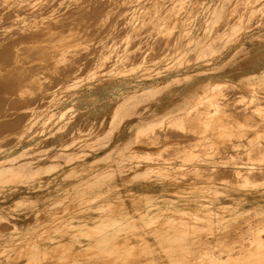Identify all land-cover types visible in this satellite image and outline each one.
Segmentation results:
<instances>
[{"label":"bare ground","instance_id":"bare-ground-1","mask_svg":"<svg viewBox=\"0 0 264 264\" xmlns=\"http://www.w3.org/2000/svg\"><path fill=\"white\" fill-rule=\"evenodd\" d=\"M70 2L0 0V95L13 93L7 97L8 108L25 106L37 93L38 97L40 94L46 97V83H43L46 76L41 74L46 65L37 66L36 57L49 56L59 65L58 59L79 44L74 43L78 32L68 28L75 17L57 11L46 13ZM263 3L264 0H248L246 12L236 15L234 22L224 28V14L214 10L223 7L224 0H209L202 8H212V12L201 10L189 24L182 23L173 49L159 56L158 62L147 63L140 52L137 60L140 64L123 65V57L129 53L127 42L120 48H112L118 49L112 67L101 73L94 70L70 82L65 89L54 90L52 98L47 96L43 100L50 104L48 108L38 109L39 102H34L27 122L17 131V142L0 154V196H12L16 189L30 188L21 198L27 203L22 204L33 206L38 218L28 223L11 220L20 204L17 198L11 205L0 204V221H11L0 232V264L199 263L213 252L209 246L215 242L207 238L220 237L230 225L235 227L252 220L257 223L246 230L248 240L244 245L248 248L236 250L237 253L230 248V255L242 256H231L227 264H264V180L231 179L229 185H217L198 177L195 183L182 184L183 175L194 173L201 165L222 166L219 159L222 156L186 151L187 145H180L171 137L177 131L183 136L188 133L186 130L193 132L189 123L194 122L191 121L194 108L200 109L198 129L204 125L205 131L210 126L215 128L213 134L237 132L209 117L207 108L200 106V102L216 97L217 100L221 89L229 86L242 87L235 92L246 91L250 97L263 94L254 88L264 86V75L260 73L264 72V62H261L264 44L255 43L264 42L261 37L264 12L258 11L264 10ZM259 15L262 19L250 24ZM188 18L182 21L188 22ZM209 18L214 19L210 25L206 23ZM242 23L243 29L249 30L242 31ZM164 24L165 19L159 22V32ZM152 31H149L151 36ZM41 35L43 39L38 41ZM246 35L250 39L256 37L244 45ZM201 37L205 39L200 41ZM228 39H238L237 46L229 48V43H221ZM191 45L195 50L189 49ZM240 48L247 50L244 52L247 55H241ZM36 51H40V56H36ZM192 51H195V60L189 57ZM32 72L39 85L29 83ZM153 90L149 95L154 100L143 101L147 95L138 94ZM104 91L110 94L104 95ZM131 92L134 94L129 95ZM133 97L138 101L131 102ZM215 103L219 106L217 109L226 108L220 101ZM4 115L7 114L2 111L0 118ZM204 117L208 120H203ZM156 127L168 130L162 137L151 138V142H158L155 146L159 145L162 150H183L170 154L162 150L158 154H135L133 159L129 154L120 153L131 143L132 134L142 133L144 140L149 135L146 133H156ZM249 128L241 133L242 137H230L233 147H255L256 137L251 135L256 132ZM48 140L54 142L48 144ZM80 143L83 147L98 146L105 151L94 153L95 157L84 164L76 160L70 166L60 161L56 168L46 163L57 150L70 146L71 154L81 157ZM189 147L192 149V145ZM43 157L46 160L40 161ZM231 163L252 174V179L264 172V162L246 159ZM116 190L122 193L111 196ZM70 198L79 200L68 201ZM40 199L45 200L43 206L37 205ZM247 202L251 207L240 210ZM109 230L114 231L110 237ZM172 230L188 233L173 235ZM79 232L89 236L85 243L70 239ZM203 234L206 239L200 237ZM187 237L194 241L186 242ZM218 259L213 262L224 264L223 258Z\"/></svg>","mask_w":264,"mask_h":264},{"label":"rangeland","instance_id":"rangeland-1","mask_svg":"<svg viewBox=\"0 0 264 264\" xmlns=\"http://www.w3.org/2000/svg\"><path fill=\"white\" fill-rule=\"evenodd\" d=\"M208 1L209 0H72V2L68 4L55 6L53 11H51V9H48L46 13H56L55 11H57L59 13H65L64 15L66 16L71 15L72 17H75L71 20L72 22L68 23L70 24L68 28L73 27V29L78 32V34L76 35L79 36L74 41V43L79 44L75 47H72V50L68 51L64 57L61 56L58 59L57 63L59 65H55V60L49 56L35 58V60H38V62H35L38 63L37 66L46 65L44 69H42L44 70V73H41L46 76V79L43 80V83H46V91L44 92L45 96L52 98L54 90L59 89L61 91L62 89H65L67 84H69L70 82L80 80L94 70H97L98 73H101L107 68L112 67L114 59L117 57L118 52V49L112 48H120L127 42L130 43L129 53L128 55H124V60L122 62L123 65L133 66L134 63L140 64L139 61H137L139 59L138 56L140 52L143 53L142 56L145 57L147 63L152 64L158 62L159 58L162 57L161 55H163L170 49H173V41H175V37L177 36L182 23L183 25L189 24V22H191L195 18V15H197L198 12H201V10H203L204 13L206 11H211L212 8H202L203 4L207 3ZM247 1L248 0H234L233 2H230L229 0H224L223 7H216V9L214 8L216 12L224 14L223 21H225L226 23L224 28H226L230 23L234 22V17H236V15L239 16L242 11H245ZM252 1L256 2V0ZM171 5L174 6L171 7ZM263 6L264 3L262 7ZM257 8L259 7H256L255 9ZM258 11L259 13L264 12V10ZM167 13H169L170 15L168 17H164ZM187 16L189 17L187 19L188 22H186V20L182 21V19ZM205 17L206 16L204 14L202 18L204 19ZM136 18V24H133V20H135ZM164 19L165 26L162 28L161 32H159V22ZM209 19L206 20V23L208 25L212 24L214 20L213 18H211L210 20ZM260 19H262V15L253 17L249 22L250 24H255ZM241 27L240 28L243 29V23L241 24ZM151 30H153L152 32H154L153 36H151V33L149 32ZM246 30L249 29H243L242 31L246 32ZM257 31L258 30H256L254 33H256ZM128 34L130 37H128ZM255 37L256 35H254L252 39H250L249 36L246 35L244 39V41L246 42L244 43V45L252 42ZM41 39H43V36L38 38V41H41ZM204 39L205 37H201L200 41H203ZM236 40L238 39H233L232 41L228 39L224 40L221 43H229L228 45H226L231 48V45L234 47L237 46L238 41L236 42ZM255 43L261 45L264 44V42L258 41H256ZM191 48L195 50L194 45H191L189 49ZM36 56H40V51H36ZM189 57L195 60V51L189 53ZM198 62L203 61L199 60ZM58 68L59 70L56 72V69ZM260 73L264 75V72ZM50 76L52 77V79H50ZM32 77V81L29 83L39 85L37 77L33 74V72ZM245 79L249 80L248 78ZM232 88V86L222 88L221 92H219L218 94L217 100L216 97L211 101L200 102L202 103L200 106L207 108L206 111L209 112V117H211L214 121H217L218 123L224 122L225 125L228 124L231 128L235 129L237 132L234 135H228L227 133L213 134L215 128L213 129L211 128V126L208 131H205L206 127H204V125L198 129L196 125L199 120L198 110L200 109L197 108H194L191 111V115H193L191 121L194 122L191 124L189 123V128H191L193 132H191L190 130H186V132L188 133L184 134V136L180 135V132L178 131L172 133L171 137L173 139H177L180 145H187V148L189 147V145H192V149H190L189 147L188 149H185L186 151H192L199 154L214 153L213 155L222 156L219 157V159L222 161V166L213 168L206 165H201V167L195 168L194 173H185L183 175L184 181H181L182 184H186L189 182L195 183V179H197L198 177L206 180L207 183L214 182L217 185H229L231 179L238 181L247 179L250 180V178L251 181L264 180V172L259 174L260 177L252 179V174L244 173L245 171H243V169L239 170L238 168H236V166H232L231 163L234 160L246 159L251 161L264 162V86L254 87L259 92H263V94H258L257 97H250V94L246 91L235 92L236 90L243 89L242 87H238L236 89ZM153 92L154 90L150 93L140 91L138 94H141L140 96L147 95L144 96L142 100L148 101L154 100L149 95ZM12 94L13 93L9 92L5 95H0V113L3 111L4 114H7L4 115L2 119L0 118V154H3L2 150L4 148L8 147L9 145L12 146L15 142H17V131L23 126L24 123L27 122V117H29V114L31 113V106L34 104V102H39L38 109H41L42 106L48 108L50 105H47V103L43 101L46 97L42 98L41 94L38 97L39 93H37L33 97L35 99L31 102H26L25 106L20 108H8L9 104L6 103L7 97H10V95L12 96ZM103 94L109 95L110 93H108V91H104ZM131 94H134V92L129 93V95ZM259 96L260 98H258ZM29 100L30 99H28L27 101ZM134 101L137 102L138 100L133 97L131 99V102ZM219 101L226 106L225 109L215 108L219 106L213 104H216L215 102ZM19 105L21 106L22 103H19ZM51 108H53V106H51ZM202 119L205 120L207 118L204 117ZM242 123H244L245 125L242 126ZM248 126L251 127L249 129L253 131L255 130L256 132L255 134L251 135L256 137V140L254 142L255 147H233V141L230 140V137H242L241 133L247 130L246 128ZM217 128L218 126L216 127V129ZM155 129L156 133H146L149 135H147L144 140L142 133L132 134V138L130 141L131 143H128L126 149L120 153L129 154V158L131 159L134 158L135 154H158L162 149L159 147V145H154L158 144V142L153 143L150 140L155 136L162 137L163 133H165L168 129L165 128L164 130V128L162 129L161 127H156ZM136 139L138 140L137 143ZM49 140L48 144L54 142ZM46 141L44 144H47ZM70 148L71 146L67 147L65 150H57L53 157L52 155L50 156L51 161L49 160L46 163L49 166L51 165L56 168L59 167L60 161H63L65 165L68 164L70 166L73 163L75 164L76 160H80L84 164L85 162H87V160L95 157L94 153L99 152L100 154H102L105 151V149L102 147H83L80 143V145H78V148L83 152V155L79 158H75L71 154ZM181 150L183 149L175 150L174 148H169L162 151L164 153L170 154L177 151L180 152ZM43 160L46 159L44 157L40 159V161ZM29 189L30 188L24 187L14 190L12 192V196H0V204L11 205L14 202L15 198L20 200V204L10 217L11 220H20L21 223H28L31 222L30 220L35 221L36 218H38V216L34 214L35 208L26 204L27 202L24 199H21L24 196L25 191ZM121 193L122 192L116 190L112 192L111 196H118ZM45 200L54 201L50 198H45ZM45 200H38L37 205L43 206ZM69 200L75 201L79 199L70 198L68 199V201ZM228 200L231 201L230 196L228 197ZM22 202L26 203L22 204ZM250 207L251 203L247 202L241 205L240 210L243 211ZM147 208L152 209L151 206H147ZM226 213L230 215L231 211H227ZM74 217L77 218L78 216ZM10 223V220H1L0 232L1 229L8 228ZM256 223V221L252 220L251 223L240 222L235 227H231L230 225V227H227L226 230L223 231L220 237L214 236L211 239H208L206 234H203L200 236L202 239L207 238V240L215 242V245L209 246V249L213 251L212 254L206 255V258L199 263H195V261H189L173 264H217L214 262L219 261L218 258H223L224 264H227L228 261H230L231 256L234 255H230V253L228 252L230 248L235 250L234 252H236V250H243L248 248L244 245V243L248 240L245 235L246 230ZM198 224L201 225L202 223L198 222ZM122 225L125 224L123 223L121 224V226ZM113 233L114 231L109 230L107 232L108 237L113 235ZM170 233L173 235H185L188 232L182 233V231L180 230H172ZM53 235L56 236L57 234L54 233ZM70 239L73 242L85 243L89 239V236L82 232H79L73 234ZM191 241H194V239L187 237L186 242ZM234 256L237 258H241L242 255L239 257L238 254H235ZM53 263V261H49L47 264Z\"/></svg>","mask_w":264,"mask_h":264},{"label":"crops","instance_id":"crops-1","mask_svg":"<svg viewBox=\"0 0 264 264\" xmlns=\"http://www.w3.org/2000/svg\"><path fill=\"white\" fill-rule=\"evenodd\" d=\"M261 37L264 38V33L261 34ZM259 38H260V37H259ZM241 48H242V47H241ZM241 48L239 49V50H240L239 53H240L241 55H243V54H245V53L247 52V50H243V49H241ZM244 52H245V53H244ZM239 53H238V54H239ZM241 55H240V56H241ZM261 62H264V59H263Z\"/></svg>","mask_w":264,"mask_h":264}]
</instances>
